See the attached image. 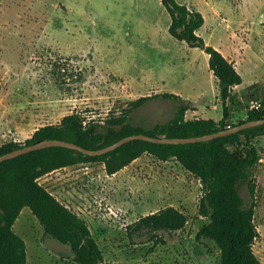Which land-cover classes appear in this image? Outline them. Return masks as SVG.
Returning <instances> with one entry per match:
<instances>
[{"label":"rangeland","instance_id":"obj_1","mask_svg":"<svg viewBox=\"0 0 264 264\" xmlns=\"http://www.w3.org/2000/svg\"><path fill=\"white\" fill-rule=\"evenodd\" d=\"M175 1L202 14L200 37L214 48L226 44L233 30L262 35L264 14L236 19L241 0ZM256 2L249 11L264 13V0ZM169 23L160 0H0V146L22 143L37 128L73 112L103 120L158 92L192 97L200 88L204 99L191 104L187 118L220 120L216 80L205 53L172 38ZM258 48L255 42L244 50L242 89L260 74L264 52ZM257 89L245 99L243 90L236 92L226 124L244 120L255 101L257 111L262 108L259 95L252 96ZM175 105L153 99L130 120L150 129L172 119ZM253 144L260 157L251 172L258 231L253 252L264 264V136ZM38 183L86 223L105 264L218 263L214 243L196 239L207 224L197 212L199 181L175 161L143 154L113 175L101 163H84L53 171ZM239 194L246 206L252 202L246 184ZM169 207L185 215L182 230L153 236L134 230L141 218ZM12 229L26 244V264H74L70 248L44 236L29 209L21 210Z\"/></svg>","mask_w":264,"mask_h":264},{"label":"trees","instance_id":"obj_2","mask_svg":"<svg viewBox=\"0 0 264 264\" xmlns=\"http://www.w3.org/2000/svg\"><path fill=\"white\" fill-rule=\"evenodd\" d=\"M160 4L170 18L168 34L208 56V69L217 80L218 99L222 107L219 121L201 118L187 120L185 114L191 107L190 101L175 94L158 93L130 101L121 112L109 114L103 120L73 112L63 116L57 124L37 128L22 143L10 141L2 144L0 156L51 139L98 150L131 135L199 137L264 118V98L259 97L262 105L260 110L248 111L246 118L237 124L225 123L228 110L226 102L232 88L241 84V76L231 62L197 35L204 24L200 12L188 9L175 0H160ZM256 86L251 85L248 92H252ZM158 98L176 103L173 118L150 129L134 125L130 114L146 102ZM259 136H264V127L249 128L226 137L188 145H156L133 140L96 157L55 147L6 160L0 163V264H26L24 240L12 229L23 208L29 209L44 236L70 248L74 264H105L102 252L86 223L57 201L38 183V179L53 171L84 163H101L105 173L113 175L143 154L160 162L175 161L199 181L202 194L197 212L207 224L199 229L196 239H207L214 243L219 253L217 264H261L253 252L258 231L254 223L255 184L251 176L252 169L260 160L253 144V140ZM241 184L247 185L252 197L248 206L239 194ZM186 222L183 213L169 207L141 218L134 230L143 229L144 235L153 236L152 232L182 230Z\"/></svg>","mask_w":264,"mask_h":264},{"label":"crops","instance_id":"obj_3","mask_svg":"<svg viewBox=\"0 0 264 264\" xmlns=\"http://www.w3.org/2000/svg\"><path fill=\"white\" fill-rule=\"evenodd\" d=\"M256 3H257L256 0H241L239 2V9H238L239 12L237 13L236 19L237 20L248 19L249 17H251V19H252L254 14L257 15V16H259V14L260 15L264 14L261 11L260 12H252V11L250 12L249 11L250 5H255ZM261 18H262V21L260 19H259V21L261 22L263 28H262V35H259V37H256L254 35V33H250V32L244 31L243 29L233 30L232 33L231 32L227 33L228 34L227 35L228 38H227V43L226 44H224L222 46H218V47L215 46V49L218 50L224 56V58H226L229 62L232 63L234 69L241 76V79H242L241 84L238 85V86L233 87L232 90H231V95H230L229 99L226 102V107L228 109H230L229 108L230 101L236 95V92L238 90H243V92L241 91L242 95H241L240 98L245 99L247 97L246 95L248 94V88L251 85H259V89H257L255 91L254 95H252L253 98L256 97V94L259 95V97L264 98V63L258 65V67L260 69V74L258 76L251 77L250 81H249V84L246 85L242 89V86L245 85L244 84V79L242 77V68H243V64H244L243 60H244V54H245L244 50L247 51L248 49H252L253 48V44L255 42H257V45L259 46V48H258L259 49L258 50L259 53H263L264 52V15H262ZM204 23H205V19H204ZM203 26H204V24H203ZM200 29L197 31V35L198 36H200ZM244 46H245V48H244ZM236 51L238 53H236ZM261 57L264 58V54H261ZM205 62H206V65L208 66V56L206 54H205ZM208 73H209L210 76H212V78H214L210 71H208ZM215 84L217 85V80H216ZM203 94H204V92L202 91V89L199 88V89L196 90V94H194L192 97H187V96L181 97V95H178V96L180 98L184 99V100L190 101L191 104H192V103H196L198 100H203L204 99ZM216 101H217V103L220 104L218 97L216 98ZM255 102H257V101H255ZM190 109H191V107H190ZM192 116H195V115H192ZM196 118H198V117H196ZM185 119L189 120V118H187L186 114H185ZM190 119H194V118H190ZM214 121H219V120H214ZM29 137H26L25 140L28 139ZM25 247H26V244H25ZM26 252H27V250H26Z\"/></svg>","mask_w":264,"mask_h":264},{"label":"water","instance_id":"obj_4","mask_svg":"<svg viewBox=\"0 0 264 264\" xmlns=\"http://www.w3.org/2000/svg\"><path fill=\"white\" fill-rule=\"evenodd\" d=\"M255 127H264V118L254 120V121H248L244 122L242 124H238L234 127H230L227 129H224L222 131H219L214 134H209V135H203L199 137H190V138H157V137H151L145 134H137V135H131L128 137H125L116 143L109 145L107 147L98 149V150H89L85 149L83 147H80L74 143H70L67 141L63 140H56V139H51V140H45V141H40L37 142L33 145L29 146H24L19 149L13 150L9 153H6L4 155L0 156V163L6 161V160H11L14 159L18 156L25 155L30 152L46 149V148H65V149H70L76 152H79L83 155L90 156V157H96V156H101L104 154H107L111 151H114L115 149L119 148L123 144H126L130 141L133 140H140L156 145H188V144H194V143H200V142H208L216 138L220 137H226L231 134L237 133L239 131L249 129V128H255Z\"/></svg>","mask_w":264,"mask_h":264},{"label":"built area","instance_id":"obj_5","mask_svg":"<svg viewBox=\"0 0 264 264\" xmlns=\"http://www.w3.org/2000/svg\"><path fill=\"white\" fill-rule=\"evenodd\" d=\"M256 105H258L257 102L255 103V105L250 107V111L255 110V109L257 110L258 107Z\"/></svg>","mask_w":264,"mask_h":264}]
</instances>
